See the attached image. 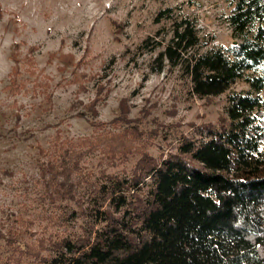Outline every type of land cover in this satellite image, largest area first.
<instances>
[{
    "label": "trees",
    "instance_id": "obj_1",
    "mask_svg": "<svg viewBox=\"0 0 264 264\" xmlns=\"http://www.w3.org/2000/svg\"><path fill=\"white\" fill-rule=\"evenodd\" d=\"M223 2L233 39L228 46L211 44L180 5L155 15L168 24L164 44L148 36L139 45L158 49V71L176 69L191 95L227 92L219 125L201 124L155 157L138 124H120L131 122L124 111L110 124L92 119L93 135H57L49 148L38 146L41 194L56 205H75L55 222L79 221L38 237L31 218L6 215L0 219L9 248L3 264H264V0ZM11 59L3 89L13 96L24 81L19 60ZM238 80L249 88L231 90ZM37 83L48 99V88ZM92 152L113 166L136 159L130 168L106 166L96 175L84 164Z\"/></svg>",
    "mask_w": 264,
    "mask_h": 264
},
{
    "label": "rangeland",
    "instance_id": "obj_2",
    "mask_svg": "<svg viewBox=\"0 0 264 264\" xmlns=\"http://www.w3.org/2000/svg\"><path fill=\"white\" fill-rule=\"evenodd\" d=\"M186 1L0 0V219L21 213L33 220L38 237L76 226L79 219H68L66 226L54 219L74 207L72 202L56 205L41 194L37 147L49 148L57 135L95 134L92 119L110 124L126 111L131 122L120 124H138L155 157L165 156L199 125H219L227 92L210 99L191 95L176 69L158 71L153 62L158 49L139 46L148 36L166 42L168 24L154 18L158 10L178 5L195 16L211 44L232 43L223 0H192L200 8L182 5ZM11 55L19 60L25 88L13 96L3 89L14 64ZM35 78L48 88V99ZM248 88L240 80L231 86ZM82 112L86 116H79ZM135 159L113 166L92 152L84 164L98 175L106 166L108 171L130 168ZM8 253L0 237V264Z\"/></svg>",
    "mask_w": 264,
    "mask_h": 264
}]
</instances>
